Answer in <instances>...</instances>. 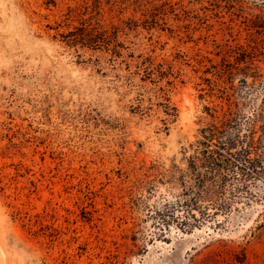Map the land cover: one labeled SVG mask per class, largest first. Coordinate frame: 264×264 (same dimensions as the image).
<instances>
[{
    "label": "rangeland",
    "instance_id": "374dc122",
    "mask_svg": "<svg viewBox=\"0 0 264 264\" xmlns=\"http://www.w3.org/2000/svg\"><path fill=\"white\" fill-rule=\"evenodd\" d=\"M258 3L0 0V264H264V183L151 215L203 128L264 103Z\"/></svg>",
    "mask_w": 264,
    "mask_h": 264
},
{
    "label": "trees",
    "instance_id": "16d2710c",
    "mask_svg": "<svg viewBox=\"0 0 264 264\" xmlns=\"http://www.w3.org/2000/svg\"><path fill=\"white\" fill-rule=\"evenodd\" d=\"M255 1L264 9V0ZM201 134L186 168L168 172L167 180L179 193L151 213L163 225L195 227L226 215L238 200L262 196L253 190L264 183V103L248 116L228 113Z\"/></svg>",
    "mask_w": 264,
    "mask_h": 264
}]
</instances>
